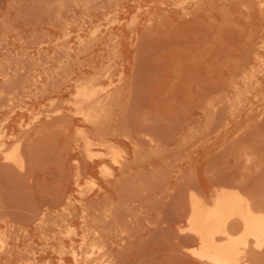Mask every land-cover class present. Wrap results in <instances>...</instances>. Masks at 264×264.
Segmentation results:
<instances>
[{"label":"rangeland","instance_id":"rangeland-1","mask_svg":"<svg viewBox=\"0 0 264 264\" xmlns=\"http://www.w3.org/2000/svg\"><path fill=\"white\" fill-rule=\"evenodd\" d=\"M258 46L264 57V3L256 0H0V143L20 140L29 159L14 168L0 154V237L8 241L0 264L71 261L70 250L44 248L56 231L67 233L60 201L76 200L68 217L79 218L80 191L88 194L87 228H99L115 264H206L184 253L192 242L177 240L171 221L188 187H237L264 209ZM252 64L261 84L255 77L247 87ZM122 73L107 130L118 129L113 141L133 158L117 180L103 178L102 161L83 153L77 128H91L73 116L69 89L73 78L93 77L103 88ZM139 184L148 194L137 193ZM41 211L48 220L38 228Z\"/></svg>","mask_w":264,"mask_h":264},{"label":"bare ground","instance_id":"bare-ground-1","mask_svg":"<svg viewBox=\"0 0 264 264\" xmlns=\"http://www.w3.org/2000/svg\"><path fill=\"white\" fill-rule=\"evenodd\" d=\"M256 1L260 2V4L264 3L263 0H256ZM260 46H258L256 49V53L254 55L253 61L256 63L261 62L264 66V57H263L262 52H261L262 50L259 48ZM249 67H250V65H249ZM263 69H264V67H263ZM260 70H261V67H260ZM255 77H257L256 76V69H255V66H253V64H252L251 68L245 72V75H243V79L242 78L241 79H242V82H243V80H245L244 82L246 84V81H252V83H253V80L255 79ZM258 78L259 77H257L256 83L261 84V82H259ZM96 80L97 79H95L93 77H91V78L87 77L86 79H83V80H80L78 78L72 79L74 84L72 83L70 85L71 88L69 89V91H73V95H74V99L69 100L71 107H72L71 112H72L73 116L79 117L81 122L84 125L90 127L92 130L91 131L89 129L90 130L89 131L87 128H86L87 130L83 129L80 127L81 125L79 127L77 126L78 128H77V133L75 136L78 137L77 138L78 140H80V139L83 140V146H82L83 151H84L83 153L91 161H93L95 159H100L102 161L101 163L98 162L99 163L98 169H99V173L103 176V178L110 177V178L116 179L118 176L117 180H119V178H121V177H119V175L122 173H125L126 167L129 166L127 164H128V162L131 161V159L133 157L129 161L127 153L124 150V148H122L121 145H119L113 141L112 136L114 134L116 136V133H119L117 128H116L117 130H115V127L111 128V127H113V122L115 121L114 120L112 122L111 120H113L114 117H113V119L110 120V123L112 122L111 123L112 125H109V124L108 125L111 126L110 130L112 132L114 130L117 132L114 131V133H112V132L108 131L109 129L107 130V123L109 121V118L112 117L111 115L113 113H115L114 112V111H116L115 108L117 107V105L119 103L118 100L121 98V90H122L121 85H122V81L124 80L123 79V73L118 77L117 80L110 81L108 83V85L106 87H103V88H99V83L96 82ZM248 85L250 86V84H248ZM248 85L246 84L247 87H248ZM255 86H256V84H255ZM250 91H251V88H250ZM241 92H242V94H245L243 91H241ZM241 92L240 93L238 92L239 96L242 95ZM243 96L245 97L246 95H242V98H244ZM236 98L238 99V96L235 97V100H236ZM245 99H247V97ZM59 110L60 109H58V111ZM69 115H70V113H69ZM35 118L37 119V117H34V119ZM193 127H195V125ZM193 131H195V130L193 129ZM193 134H194V132H193ZM123 136L125 139H127V141L129 140V142L134 141L136 139L135 138L133 140L132 137L134 135L130 136L129 134L124 133ZM190 136H191V134H190ZM183 139H185V138H183ZM135 143L136 142H134V144L132 143L134 148L136 147L137 143H140V141H138L136 144ZM78 145L80 147L82 144H78ZM23 148L24 147H23L20 140H18L16 143H3V142L0 143V154L2 156V154L4 153L3 159H4V162H6L7 166L25 169V166H26L27 161L29 159L27 157L28 154L24 153ZM25 151H26V149H25ZM143 151H141V152H143ZM149 151H150V149H149ZM133 153L135 155L134 151H133ZM138 156H137V158H139ZM149 157H150V160H152L151 156H149ZM162 158H163V156H162ZM140 159H142V158L140 157ZM133 161H135V160H133ZM75 162H76V160H75ZM131 162H130V164H131ZM6 164L4 166H6ZM111 164H113V165H111ZM146 167H144V168L146 169ZM165 167H168V166H165ZM127 168L129 169V167H127ZM78 169H79V167H78ZM138 169L140 170V167H138ZM138 169L136 171H138ZM142 169H143V167H142ZM165 169H167V168H165ZM146 170H148V168ZM136 171H135V173H136ZM79 172H80V170H79ZM130 172L132 173L131 169H130ZM141 172L142 171H139V173H141ZM160 172L161 171L159 170L154 175L152 174V176H150V179L151 178H154V180L160 179V174H161V176H163V173H160ZM125 174L127 175V172ZM136 174H138V172ZM141 174H143V173H141ZM131 175H133V173ZM180 175L181 174H179V176ZM137 178H138V176H137ZM74 181H75V178H74ZM78 183H80V182H78ZM113 184H114V182H113ZM74 186H75V184H74ZM139 186L140 187L138 189H136L137 193L142 194V191L145 190L147 188V186L146 185L144 186L143 184H139ZM184 186H183V188H184ZM223 186L222 187L218 186L217 187L218 189L212 187V188H210L208 193H206L205 191H199V190L196 191L197 187H195V186H194L195 189H192V187H188L185 198H183V200H181L182 202H181L180 206L178 204L179 210L175 205L178 212L175 214L176 216L174 215L175 216L174 221H171L173 223L172 229H174V231H175L176 238L180 237V238H177V240L182 239V238L183 239L186 238V240L191 241L193 244L192 243H191L192 245L188 244L189 246H186V249L188 252H184V253L186 255H189L191 257V259H194V260L196 259L198 261H201L202 263L204 262L206 264H264V209L260 208L259 205H257L255 203L254 199L250 196V194L245 193L242 189L237 188V187L231 189L229 187L225 188L226 186H224V187ZM173 188H174V186H173ZM78 191H79V189H78ZM180 191H181V189H180ZM83 192H85V191H83ZM83 192L82 191L79 192L80 200H77L80 203V207H81V208L79 207L80 216L78 219L68 217V215H70V213H71L70 212L71 211L70 206L73 202L72 197L69 196L70 194L68 195L69 197H67L65 200L60 201L61 203L59 206L62 208L58 209L59 210L58 216L60 215V216L64 217L62 220V221H64V224L62 223L61 225L62 226L64 225V227L67 230V233L63 234V232L62 233L60 232L61 230H59L58 233L56 231L55 235L53 234V239H54L53 243L49 246H46V248H44V249H48L50 247V248H64L65 249L64 251H67V252L70 250V252L72 253V260L68 261L67 264H115L117 260H116V256H115L114 251L112 252L111 248L109 250H107L105 248V245H107V244L99 245V243L101 244L102 242L99 241V239L97 237H101L103 235V234H101V232H99V230H98L99 228L91 230L93 232L89 231L90 229H92L91 227H90V229L87 228L88 215H86L87 214L86 211H87L88 207H87V202H86L87 199L86 198H87L88 194L86 195V192L85 193H83ZM124 193H123V195H124ZM145 193L143 192V194H145ZM182 193L183 192H181L180 196L181 195L183 196ZM146 194H148V193H146ZM175 195H177V193ZM114 197H113V199H114ZM139 197L141 198V196H139ZM145 197H146V195H145ZM64 198H61V199H64ZM180 199H179V202H180ZM113 201L114 200H112V203H114ZM129 202H131V201H129ZM174 202H176V200ZM177 202L175 204H177ZM116 207H117V205H116ZM114 208H113L114 211H111L112 208L110 211L113 212L112 217L114 220H116L118 217L115 213L116 209H114ZM173 209H174V207H173ZM73 210H74V208H73ZM73 210H72V212L75 211V213L77 214V212H76L77 209H75L74 211ZM40 214L42 216L38 215L37 226H38V228H41V227L43 228V227H45L46 222L48 220V219L46 220V217H47L46 215L48 214V211L47 212L41 211ZM106 215L108 217L109 216L111 217V213L106 214ZM71 216H73L72 213H71ZM97 216L98 215L96 214V216H94V217H97ZM108 217H106V218L108 219ZM89 218H90V216H89ZM75 219L78 222H76ZM57 223H58V227H59L60 224H59V222H57ZM55 225H57V224H55ZM94 226H96V225H94ZM170 226H171V224H170ZM92 227H93V225H92ZM107 232H108V230H107ZM53 233H54V231H53ZM102 241H103V244L108 242L106 240H102ZM179 241H177V243ZM86 244H89L90 249H88V250L85 249ZM7 246H8V241H7L6 236L2 237V238L0 237V254L5 253V251H7ZM77 246H83L84 248L78 249ZM108 247H110V245ZM64 251H62L63 255H64ZM62 254L60 256L61 259L64 258ZM99 260L101 261L100 263H99Z\"/></svg>","mask_w":264,"mask_h":264}]
</instances>
